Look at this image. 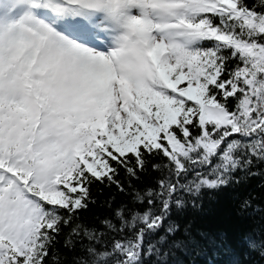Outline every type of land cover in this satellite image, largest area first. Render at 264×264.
Returning <instances> with one entry per match:
<instances>
[{
    "label": "snow or ice",
    "instance_id": "6c2138e0",
    "mask_svg": "<svg viewBox=\"0 0 264 264\" xmlns=\"http://www.w3.org/2000/svg\"><path fill=\"white\" fill-rule=\"evenodd\" d=\"M0 264H264V0H0Z\"/></svg>",
    "mask_w": 264,
    "mask_h": 264
}]
</instances>
